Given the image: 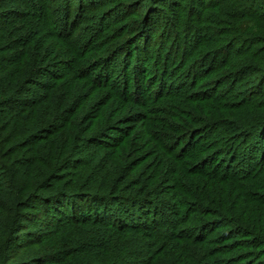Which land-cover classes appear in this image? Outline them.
I'll return each instance as SVG.
<instances>
[{
	"label": "trees",
	"instance_id": "16d2710c",
	"mask_svg": "<svg viewBox=\"0 0 264 264\" xmlns=\"http://www.w3.org/2000/svg\"><path fill=\"white\" fill-rule=\"evenodd\" d=\"M209 5L200 11L214 15L215 31L199 44L200 61L213 59L224 82L260 88L264 55L248 52L258 39L245 33L251 15L264 19V0ZM63 8L0 0V264H239L249 248L264 255V111L245 124L206 119L214 98L199 83L140 99L144 69H127L154 60L151 46L131 56L130 41L113 51L84 42ZM124 50L130 64L114 82L110 60ZM210 129L236 133L219 141ZM233 141L244 146L235 162L215 165L219 144Z\"/></svg>",
	"mask_w": 264,
	"mask_h": 264
},
{
	"label": "rangeland",
	"instance_id": "374dc122",
	"mask_svg": "<svg viewBox=\"0 0 264 264\" xmlns=\"http://www.w3.org/2000/svg\"><path fill=\"white\" fill-rule=\"evenodd\" d=\"M60 1L64 7L60 13L69 15L67 19L68 28L75 29V36L81 37L84 42L95 43L97 40H101L105 43L107 49L113 51L117 50L119 45H122L123 48L124 43L130 41L137 44L134 45L131 56L135 54V49L140 52L151 46L150 49H153L154 53L149 54V59L154 57V60L146 61V58L141 56L138 59L139 64H136L137 66L132 65L127 69L130 71L136 67V72L144 69L141 72V81L138 79L136 83V85L141 83V86H135L134 88V92L139 94L140 99H142L140 91L151 97H155L156 92L161 96L167 93L175 95L176 91L185 89L184 83H199L207 88V96L205 97L213 96L214 98L202 109L204 113L201 116L206 119L213 120L224 117V119H232L245 124L246 121L251 120L257 114L261 115V112L264 111V83L261 87L258 86L260 88L254 90L251 85L256 83L255 79L240 82V78L236 77L234 80L224 82L215 74L216 70L214 69L216 66L214 67L213 59L205 61L206 63L200 61L203 55H200L201 46L199 44L203 42L205 37H209L215 31L211 19L214 15H205L200 11V6L209 5L213 0H200V5L194 2L195 0H150L153 3L148 1L146 5L140 4L142 0ZM147 15H149L148 18H146ZM251 16V21H247L248 26L245 35L258 39V43L254 44V49L251 52L250 50L248 52L252 55L261 52L260 54L264 55V44H260V38H257L264 37V19L261 15ZM219 17L223 18L222 15ZM141 23H143V26L139 27ZM147 27L150 29L148 30L150 31L149 34L153 35L148 36L145 40L142 35ZM193 42L197 43L194 48H192ZM94 43L93 45L97 47ZM248 44V40L244 42L245 46ZM126 51L129 52L130 49ZM126 51L124 50L117 58L110 60L108 70L110 69L109 71L113 72L112 79H114V82H120L121 72L130 64L129 62L127 65L123 64V61H125L123 53H126ZM159 63H163L165 66L162 68ZM204 66L208 70L206 72L204 70L203 73ZM200 69L201 73L199 72ZM148 89L149 91L146 93ZM131 93H133V90ZM189 93L194 95L192 91H189ZM224 102L229 103L224 106ZM189 103L191 102L189 101ZM261 129L263 130L257 133L261 137L259 142H262V144H259L258 151L262 153V160L264 161V124ZM210 132L212 134L220 133L219 141H222L223 138L233 137V134L236 133L232 129L224 131L210 129ZM111 135H115L114 132ZM214 138L216 139L213 136L212 139ZM254 141H251L253 144H250V149L255 151L256 142ZM219 146L223 148L224 155L213 161L217 166L221 165L222 162L230 165L229 159L235 162V152H240L244 147L243 144L240 145L237 141H233L231 145L220 143ZM261 178H263L264 185V170ZM216 233L220 236L227 235L224 228H219ZM226 245H228V251L230 248L233 253L234 250L238 251L235 244L229 242ZM222 247L224 248L225 244H222ZM262 247L260 246V249H263ZM257 250L256 248L247 249V255L250 258L239 264H264V255H257ZM234 259L235 262L232 264H237V258Z\"/></svg>",
	"mask_w": 264,
	"mask_h": 264
}]
</instances>
